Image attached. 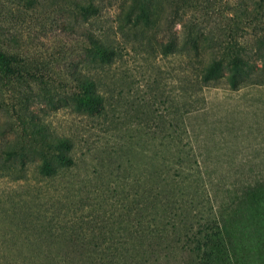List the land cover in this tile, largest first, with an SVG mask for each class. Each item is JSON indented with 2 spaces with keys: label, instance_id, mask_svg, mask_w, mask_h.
<instances>
[{
  "label": "rangeland",
  "instance_id": "374dc122",
  "mask_svg": "<svg viewBox=\"0 0 264 264\" xmlns=\"http://www.w3.org/2000/svg\"><path fill=\"white\" fill-rule=\"evenodd\" d=\"M233 1L159 0L139 29L122 25V0L87 21L10 22L20 74L0 77V264H202L197 243L220 225L215 264H264V67L237 88L227 72L202 77L236 34ZM84 28L112 60L86 56ZM78 74L96 81L99 111L77 107ZM40 127L72 141L70 166L40 172Z\"/></svg>",
  "mask_w": 264,
  "mask_h": 264
},
{
  "label": "trees",
  "instance_id": "16d2710c",
  "mask_svg": "<svg viewBox=\"0 0 264 264\" xmlns=\"http://www.w3.org/2000/svg\"><path fill=\"white\" fill-rule=\"evenodd\" d=\"M105 0H0V77L9 80L20 74L18 56L11 53L8 47H13L18 42V36L12 33L10 22L28 14L50 13L57 17H78L86 21L98 16L102 11ZM159 0H122L120 5L122 25L130 24L134 28L153 26L157 21L156 3ZM230 21L232 23L233 36L225 42L215 44L210 52L209 61L204 65L202 77L206 83L215 82L227 72V83L232 88H237L239 83L250 77L254 64L261 62L264 67V0H234L231 5ZM66 27L73 25L66 24ZM240 32L242 33L240 35ZM88 42L86 56H90L101 62H108L115 55L114 49L93 30L84 28L82 34ZM235 36V37H234ZM249 39L245 45L240 41ZM188 39L195 44L199 43V35L190 32ZM173 41V40H172ZM217 45V47H216ZM79 82V92L75 96L77 107L87 113H95L103 108L104 98L98 90L96 81L86 74L76 76ZM43 129H38L39 140L31 145L32 151L39 153L42 164L40 172L50 175L55 171V166H70L73 163L71 150L72 141L66 137L47 136ZM213 227L218 225L213 222ZM211 225V224H210ZM209 225V227H210ZM221 226V225H220ZM219 230H212L199 239L198 251L203 250L202 264H210L215 258L219 248L225 241L219 237Z\"/></svg>",
  "mask_w": 264,
  "mask_h": 264
}]
</instances>
